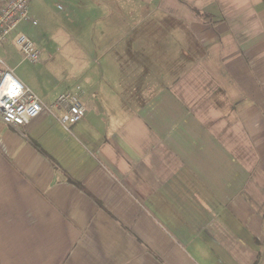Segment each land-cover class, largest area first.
Wrapping results in <instances>:
<instances>
[{
	"label": "crops",
	"instance_id": "1",
	"mask_svg": "<svg viewBox=\"0 0 264 264\" xmlns=\"http://www.w3.org/2000/svg\"><path fill=\"white\" fill-rule=\"evenodd\" d=\"M56 1L73 75L18 79L86 114L0 122V264H264V0H31L21 23Z\"/></svg>",
	"mask_w": 264,
	"mask_h": 264
},
{
	"label": "built area",
	"instance_id": "2",
	"mask_svg": "<svg viewBox=\"0 0 264 264\" xmlns=\"http://www.w3.org/2000/svg\"><path fill=\"white\" fill-rule=\"evenodd\" d=\"M30 2L31 0H0V44L19 23L30 20ZM31 22L33 25L36 24L34 20ZM15 43L27 62L31 64L42 62L39 49L27 36L20 34ZM80 93L79 86L66 90L56 98L53 105L49 106L25 86L0 58V122L5 125L18 128L43 114H51L53 108L59 107L63 113L57 121L64 130H69L86 114Z\"/></svg>",
	"mask_w": 264,
	"mask_h": 264
},
{
	"label": "rangeland",
	"instance_id": "3",
	"mask_svg": "<svg viewBox=\"0 0 264 264\" xmlns=\"http://www.w3.org/2000/svg\"><path fill=\"white\" fill-rule=\"evenodd\" d=\"M48 8V14L44 18L31 15L36 25L26 22L15 28L13 34L0 44V57L17 78L27 80L30 84H40L41 79H45L49 85L56 82L58 85L54 88L61 91L63 86L60 83L67 82L73 75V55L77 50L74 23L79 16L73 13L66 15L65 5L60 1L52 2ZM55 33L59 37H51ZM20 34L28 36L41 50L43 63L31 64L23 60L15 45V38Z\"/></svg>",
	"mask_w": 264,
	"mask_h": 264
}]
</instances>
